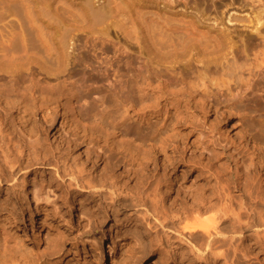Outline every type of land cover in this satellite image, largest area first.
Here are the masks:
<instances>
[{"label": "bare ground", "instance_id": "bare-ground-1", "mask_svg": "<svg viewBox=\"0 0 264 264\" xmlns=\"http://www.w3.org/2000/svg\"><path fill=\"white\" fill-rule=\"evenodd\" d=\"M233 13L227 21H241ZM208 17L203 1L197 0H0V188L17 169H26L39 160L51 162L62 178L81 191L103 198V188L122 189L124 196L116 195L120 205L143 208L140 220L151 218L156 226L170 228L187 244H182L179 252L172 247V235L158 230L147 257L161 256L163 244L169 249L164 256L176 263L183 261L184 250L192 255L191 260L207 264L220 260L249 263L250 254L256 250L264 255V136H252L258 153L248 164L244 162L235 171L222 166L210 175L211 180L184 184L186 196L175 198L168 208L162 206L160 179L146 172L155 154L141 153L142 137L135 144L131 130H114V137H109L102 125L74 117L75 130L65 143L76 145L79 141L89 160L93 158L94 165L103 166L92 177L71 168L62 152L44 149L38 137L37 127L52 121L57 107H61L65 120L64 109L72 110L74 103L82 109L102 93L96 104L108 100L123 112L117 125L128 119L144 121L145 112L133 109L129 96L133 91L138 94L139 105L145 107L144 96L178 83V76L182 77L180 84L186 83L184 77L192 63L206 69L236 44ZM104 44L109 46L104 48ZM132 49L138 55L135 61L129 57L116 60ZM199 75L207 78L204 73ZM209 85L220 86L212 79L207 85L202 83L200 100L207 106L215 103L207 90ZM59 86L65 94L59 93ZM82 87L85 93L76 97ZM262 93L254 92L256 99L248 105L251 113L257 112L255 105L261 102L258 95ZM122 95L125 97L119 100ZM162 100L164 107L181 101L176 97ZM13 113L18 116L10 120ZM35 116L37 120L29 126ZM97 127L105 134H98ZM114 161L129 167L126 171L134 186L117 185L111 169ZM23 187L29 188L26 182ZM2 206L0 212L4 211ZM112 245L111 258L115 256L113 241ZM0 264L42 263L25 251L1 259Z\"/></svg>", "mask_w": 264, "mask_h": 264}, {"label": "rangeland", "instance_id": "rangeland-1", "mask_svg": "<svg viewBox=\"0 0 264 264\" xmlns=\"http://www.w3.org/2000/svg\"><path fill=\"white\" fill-rule=\"evenodd\" d=\"M197 1H203L208 18L236 42L224 58L208 64L206 69L202 64L192 63L184 77L186 83L180 84L182 77L178 76V83L161 87V90L154 91L155 95L144 96L147 98L145 107L139 105L138 94L133 91L129 95L133 109L146 115L142 122L128 119L117 125L123 115L119 106L108 100L103 105L96 104L95 100L103 93L95 96V100L90 99L82 109L76 103L72 110L64 109L65 120L61 107H57L52 121L37 127L43 148L54 153L62 152L71 168L92 177L99 174L103 166L94 165L93 158L89 160L79 141L76 145L65 143L75 130L74 117L82 116L88 124L102 125L109 137H114V130L129 129L135 134V144L140 143L137 138L142 137L141 153L151 151L155 154V161L146 172L160 179L164 208H168L175 198L186 196L184 184L203 182L206 178L211 180L210 175L217 168L239 169L244 162L248 164L251 158L254 159L258 150L253 146L252 136H264L261 131L264 129V0ZM232 13L241 21L228 22ZM95 43L99 47V41ZM108 46L104 44L103 47ZM137 56L136 50L132 49L127 54L118 55L116 60L129 57L135 61ZM199 71L207 78L202 79ZM208 79L215 80L220 86L207 87L215 98V103L207 106L200 100L199 91L203 90L202 83L208 84ZM157 85V82L153 83V87ZM256 90H263L258 95L262 100L256 102L257 112L251 113L248 105L250 100L256 99ZM59 93L65 94L66 90L59 86ZM84 93L85 87H82L75 96ZM124 97L119 96V100ZM164 97H176L181 101L164 107ZM63 105L68 107L67 102ZM13 114L10 120L18 116ZM37 118L35 116L29 126ZM104 131L96 129L101 135L105 134ZM115 141L118 143L120 139ZM39 161L26 169H17L12 175L13 180L1 184L0 204L4 211L0 212V260L26 251L42 264H207L191 260L192 255L187 250L183 252V261L176 263L164 256L169 251L165 244L160 247L165 260L160 254L147 257L158 230L172 235V247L179 252H182V244H187L170 228L157 227L151 218L140 220L143 208L120 205L116 195L123 197L125 192H121L122 189L103 188L101 198L92 191H81L70 184L57 172L54 163ZM112 168L117 185L134 186L126 171L129 167L114 161ZM24 182L28 189H24ZM112 241L113 258L110 257ZM250 257L251 262L238 264H264V255L258 250ZM218 264L229 263L220 260Z\"/></svg>", "mask_w": 264, "mask_h": 264}]
</instances>
